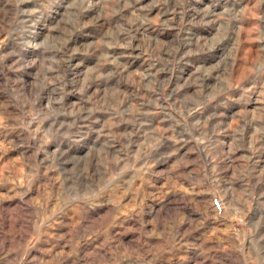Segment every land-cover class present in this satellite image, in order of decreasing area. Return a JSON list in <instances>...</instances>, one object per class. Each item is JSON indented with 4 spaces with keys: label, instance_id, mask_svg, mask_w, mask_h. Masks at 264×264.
<instances>
[{
    "label": "rangeland",
    "instance_id": "1",
    "mask_svg": "<svg viewBox=\"0 0 264 264\" xmlns=\"http://www.w3.org/2000/svg\"><path fill=\"white\" fill-rule=\"evenodd\" d=\"M0 264H264V0H0Z\"/></svg>",
    "mask_w": 264,
    "mask_h": 264
}]
</instances>
